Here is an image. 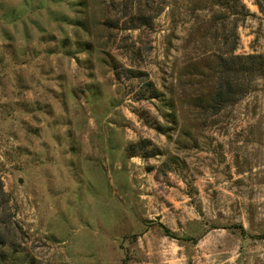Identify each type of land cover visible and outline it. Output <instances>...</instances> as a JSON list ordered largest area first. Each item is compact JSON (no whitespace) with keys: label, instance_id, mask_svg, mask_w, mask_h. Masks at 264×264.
<instances>
[{"label":"rangeland","instance_id":"obj_1","mask_svg":"<svg viewBox=\"0 0 264 264\" xmlns=\"http://www.w3.org/2000/svg\"><path fill=\"white\" fill-rule=\"evenodd\" d=\"M0 264H264V0H0Z\"/></svg>","mask_w":264,"mask_h":264},{"label":"trees","instance_id":"obj_2","mask_svg":"<svg viewBox=\"0 0 264 264\" xmlns=\"http://www.w3.org/2000/svg\"><path fill=\"white\" fill-rule=\"evenodd\" d=\"M258 58H261V57H258ZM256 59H257V56H252V55H250V56H248V57L245 58V61L246 62H245L244 72L246 74L253 73L254 72L255 65H257V60ZM221 66L226 70V73L228 72V69L230 70V68H231L230 66L228 68V66L225 65L223 62L221 64ZM256 72H257V70H256ZM218 100H219L218 102H222L223 101L222 93H219ZM162 228L165 230V233L168 236H173V235H171L170 231L168 229H166L164 226H162Z\"/></svg>","mask_w":264,"mask_h":264}]
</instances>
